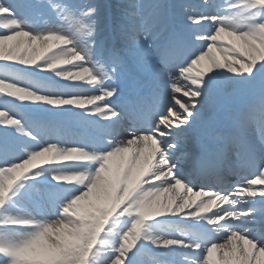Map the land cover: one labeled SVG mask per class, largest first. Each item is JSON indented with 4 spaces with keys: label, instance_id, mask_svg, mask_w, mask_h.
I'll return each instance as SVG.
<instances>
[{
    "label": "snow or ice",
    "instance_id": "obj_1",
    "mask_svg": "<svg viewBox=\"0 0 264 264\" xmlns=\"http://www.w3.org/2000/svg\"><path fill=\"white\" fill-rule=\"evenodd\" d=\"M0 264H264V0H0Z\"/></svg>",
    "mask_w": 264,
    "mask_h": 264
},
{
    "label": "bare ground",
    "instance_id": "obj_2",
    "mask_svg": "<svg viewBox=\"0 0 264 264\" xmlns=\"http://www.w3.org/2000/svg\"><path fill=\"white\" fill-rule=\"evenodd\" d=\"M106 2H107V3H110V2H113V3H118V2H120V0H107ZM187 3H191V4H197L195 0H190V1H188ZM41 23H42V22H41ZM65 27H66V28H70V27H71V25H70V24H66V25H65ZM214 256H216V257H217V259H218V256H217V254H214Z\"/></svg>",
    "mask_w": 264,
    "mask_h": 264
}]
</instances>
